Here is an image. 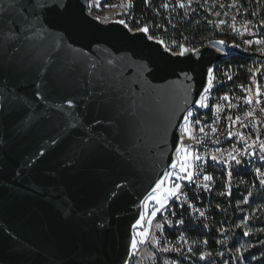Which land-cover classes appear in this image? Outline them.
Here are the masks:
<instances>
[{"label": "water", "instance_id": "95a60500", "mask_svg": "<svg viewBox=\"0 0 264 264\" xmlns=\"http://www.w3.org/2000/svg\"><path fill=\"white\" fill-rule=\"evenodd\" d=\"M90 1L41 13L38 34L0 53V264H130L145 220L134 225L178 164L184 118L223 58L211 45L172 54L148 32L93 16ZM45 75L78 107L34 98ZM17 92L36 113L30 126L11 103Z\"/></svg>", "mask_w": 264, "mask_h": 264}, {"label": "built area", "instance_id": "2783aa9c", "mask_svg": "<svg viewBox=\"0 0 264 264\" xmlns=\"http://www.w3.org/2000/svg\"><path fill=\"white\" fill-rule=\"evenodd\" d=\"M133 1L130 0L131 3ZM145 1L153 6L152 0ZM165 3L169 4L167 9L163 7ZM179 3H184L185 7H178V0H166L159 6L160 9H154L155 16L159 18L162 17V11L166 12L174 30L179 11H184L183 16L188 21L198 0H179ZM228 7L229 10L225 12L228 16L226 20L215 18L217 33L198 42H192L187 37L165 35L151 25L139 27H147L149 35L162 42L165 49L175 55L180 54L181 46L197 51L210 43H218L219 51L223 54L221 62L210 76L212 84L209 86L208 83L202 97H206L204 102L208 107L191 110L193 116L182 125V133L184 128H188L196 137H185L181 143V149L187 148L193 159L192 179L181 184L176 196L165 204V209L154 218L150 228L147 243L152 242L159 252L167 256L199 254L200 259L205 261L212 254V250L208 240L201 237L197 229L202 227L210 232L211 222L214 221L212 212L217 200L230 197L234 189L264 196V185L260 184V180L264 179V161L260 159L261 143L264 142V43H258L264 41V34L258 28L250 27L248 20L232 16L231 4ZM91 10L90 6L92 14ZM235 56L254 58L246 79L238 80L237 67L232 63ZM224 96L230 97V100H224ZM247 98H251V104L246 103ZM228 117H232V120ZM236 117H239V121L233 123ZM196 119L201 123L195 124ZM201 127L204 128L203 133L199 131ZM213 127L216 129L215 133L212 131ZM229 132L232 133L231 137ZM236 133L241 135L237 136ZM197 154L199 160H195ZM212 155L217 156V161H212ZM230 155L241 159L242 163L235 164L229 158ZM179 164L178 160L175 169L177 172ZM205 175L211 176L212 180L206 181ZM153 203L152 210L159 206ZM144 227L145 224L140 230ZM164 247L169 251L163 252Z\"/></svg>", "mask_w": 264, "mask_h": 264}, {"label": "trees", "instance_id": "16d2710c", "mask_svg": "<svg viewBox=\"0 0 264 264\" xmlns=\"http://www.w3.org/2000/svg\"><path fill=\"white\" fill-rule=\"evenodd\" d=\"M152 1L153 6L148 5L145 0H134L131 3V15L134 18L131 23L132 29L137 30L140 26L151 25L156 31L165 35L187 37L192 42L206 40L217 33L216 19L209 14L207 0H198L188 21H186L187 17L183 16L184 11H179L180 15L174 22L175 30L165 11L161 10V18L154 14V9H160L159 6L166 0ZM225 3L226 6L234 3L235 10L244 13V19L250 23L257 21V15H259L258 20L264 18V0H225ZM256 26L260 28L258 24ZM261 31L264 34V28H261ZM253 61L254 58L251 56L232 58V63L238 70V80L246 79ZM242 194L241 190L234 189L230 197L218 199L212 212L214 221L211 222L210 232H206L202 227L197 229L198 234L208 240L212 250V254L207 256L205 261L200 259L199 254L174 257L157 253V264H167L166 257L179 259L182 264H242V261L247 264H264V196L252 194V202L258 204L260 209L259 213L250 220L253 231L246 236L243 228H237L240 218L237 200L243 199ZM241 243H244L246 251L240 259L236 250Z\"/></svg>", "mask_w": 264, "mask_h": 264}, {"label": "snow or ice", "instance_id": "6c2138e0", "mask_svg": "<svg viewBox=\"0 0 264 264\" xmlns=\"http://www.w3.org/2000/svg\"><path fill=\"white\" fill-rule=\"evenodd\" d=\"M98 6V4H97ZM67 7L65 0H0V53L3 52L4 45L7 44L9 48L15 49L17 44L24 43L30 39L29 32L33 34H38L37 31V25L38 21L40 19L41 13H51L55 14L57 16H62L63 9ZM163 7L167 9L169 7V4L165 3L163 4ZM178 7L184 8V3H179L178 0ZM121 24L125 23V21L121 20ZM221 23H224V21H221ZM142 32L147 33L149 29L147 27H143L139 29ZM40 32H43V28L41 27L39 29ZM223 43V41H221ZM245 43H251V41H245ZM258 43H264V41H258ZM186 49L181 46L180 55H183ZM2 59V57H0ZM5 70L3 63H0V72H3ZM22 69H20L17 66L9 65L8 71L10 72H19ZM209 74H211V69L209 70ZM42 82L40 84H35L34 87L36 88V91L33 93L34 98H39L42 100H47L49 96L56 95L59 97L64 104H67V106L70 109H75L78 107L76 101L74 98H68L66 96L61 95V90L63 88V82L59 80L56 77H49L45 75L41 78ZM209 86H211L212 81H208ZM47 93V95H46ZM259 90L257 91V95H259ZM206 99V97L204 98ZM204 99H201L200 101H197L200 107H208V105L204 102ZM224 100H230V97L224 96ZM259 103V101H256ZM11 103L14 106V110H20L23 111L27 117L26 120H24V123L26 126H30L33 122L34 117L36 116L35 112H30V104L27 100H20L19 92H17L13 97ZM111 103V101H109ZM246 103L251 104L252 100L251 98L246 99ZM53 107L61 108L63 105H53ZM3 114V103H0V115ZM250 115V113H249ZM193 116L192 112H188V115L184 118L185 122L187 123L189 121V118ZM229 120H232V117H228ZM239 117H236V120L233 121V123L238 122ZM96 123H101V121L97 120ZM200 120L196 119L195 124H200ZM63 128V125H61ZM75 127H73L72 131H75ZM107 130V129H106ZM65 131H67L65 129ZM201 133L204 132V128L201 127L199 129ZM213 133H215L216 129L213 127L212 129ZM72 133L68 132V135L70 136ZM237 136H240V133H236ZM229 136H232V133L229 132ZM187 139H196L195 136H193L188 128H184L182 137L178 138L180 142L182 143L183 138ZM53 143H57V141H53ZM87 147L91 148V145H87ZM180 151L184 152V160L181 162L180 168L183 171H187L186 165L188 162V149L182 148ZM261 156L260 159L264 161V142L261 143ZM40 155H44V153H40ZM121 157L117 156V159H120ZM230 159L234 160L235 164L239 165L242 163L241 159H237L235 156L229 157ZM200 157L197 154L195 156V160H199ZM212 161H217V156L212 155L211 156ZM171 169L175 170L177 169L176 162H172L170 165ZM230 175V173H229ZM264 175V173H262ZM187 178L189 181L192 179V173L187 172V177H183L180 175V172H177V175L173 177L171 171H166L162 178H160L157 182H155L154 186L151 189V194L148 196V199L145 201V205L147 203L154 202L156 205H159L158 208H155L154 210H151V217L155 218L158 211H161L165 209V201L169 200L172 197H175L177 194V191L181 188V184L178 183V180ZM204 179L206 181L212 180L211 176L205 175ZM172 181L171 187H165V183L167 181ZM260 184L264 185V179L260 180ZM117 187L122 188V185H117ZM115 195V193H114ZM203 215V213H201ZM145 220V217L141 215L139 219L136 221V226L142 227V221ZM149 225H151L152 220L149 219L147 221ZM103 227V226H101ZM248 233H245L247 235ZM140 236L141 239L137 240L136 236ZM149 235L148 231H140L136 235H133L130 241V247L131 249L135 250L138 248V244H144L146 243V237ZM155 239V238H153ZM159 243L158 241H156ZM163 252H168L169 249L167 247H164L162 249Z\"/></svg>", "mask_w": 264, "mask_h": 264}, {"label": "rangeland", "instance_id": "374dc122", "mask_svg": "<svg viewBox=\"0 0 264 264\" xmlns=\"http://www.w3.org/2000/svg\"><path fill=\"white\" fill-rule=\"evenodd\" d=\"M98 4V6H97ZM207 7L209 8V14H215V18L224 19L226 20L228 18L227 15H225V12L228 11L229 7L226 6L225 0H207ZM231 4L232 9V16L237 18H245L244 13H241L238 10H235V4ZM90 6L92 7V15L99 18L103 22H110L113 20H123L127 22L129 25L133 23V17L131 15L132 5L130 0H119V1H113V0H91ZM259 15L256 16L257 21H251L250 27L255 29L257 24L261 28H264V18L258 20ZM132 26V25H131ZM189 153V152H188ZM184 152L180 151L179 153V161L180 164L184 160ZM192 163L193 159L191 154L188 155V162L186 165L187 171L180 170V175L183 177H187V172L192 173ZM173 177L177 175V171L173 170L171 171ZM178 183H187L189 180L187 178L181 179L177 181ZM172 181L169 180L166 183V187H171ZM243 199L237 200V208L239 209V220L237 222V228H243L245 233H248L246 236H248L252 231L253 227L250 224V220L253 219V217L259 213L260 206L256 203L252 202V195L244 193L242 194ZM171 199V198H170ZM169 199V200H170ZM165 201V204L169 201ZM152 202L150 201L145 206V227L143 230L136 231V234L140 231H148L149 235L145 238L148 242L149 236H150V228L153 223L154 218L151 217V205ZM155 204V203H153ZM159 207V206H158ZM157 207V208H158ZM160 211L157 212L156 216L159 214ZM151 219L152 223L149 225L147 221ZM138 240L141 239L140 236L137 235ZM144 244H138V248L134 250V254L132 256L130 264H157V253L159 252L152 242ZM246 251V247L244 243H241L240 246L236 250V254H238L239 258L241 259L243 254ZM165 255V254H164ZM167 256V255H166ZM200 256V255H199ZM166 263L167 264H182L179 259L172 258V257H166ZM242 264H247L244 261H242Z\"/></svg>", "mask_w": 264, "mask_h": 264}, {"label": "bare ground", "instance_id": "6f19581e", "mask_svg": "<svg viewBox=\"0 0 264 264\" xmlns=\"http://www.w3.org/2000/svg\"><path fill=\"white\" fill-rule=\"evenodd\" d=\"M211 46H213L214 48L220 50V46L218 43H210Z\"/></svg>", "mask_w": 264, "mask_h": 264}]
</instances>
